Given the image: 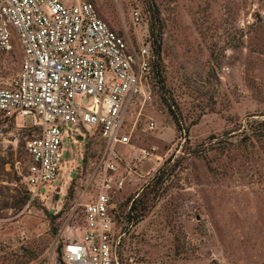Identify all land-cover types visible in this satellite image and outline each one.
I'll list each match as a JSON object with an SVG mask.
<instances>
[{"label": "rangeland", "instance_id": "obj_1", "mask_svg": "<svg viewBox=\"0 0 264 264\" xmlns=\"http://www.w3.org/2000/svg\"><path fill=\"white\" fill-rule=\"evenodd\" d=\"M82 1L134 43L159 46V82L128 109L130 146L117 149L121 264H264V0ZM20 61L0 55V87ZM31 125L0 119V264H65L102 142L67 140L59 177L40 187L47 198L30 200L17 167Z\"/></svg>", "mask_w": 264, "mask_h": 264}, {"label": "built area", "instance_id": "obj_2", "mask_svg": "<svg viewBox=\"0 0 264 264\" xmlns=\"http://www.w3.org/2000/svg\"><path fill=\"white\" fill-rule=\"evenodd\" d=\"M132 21L141 22L137 11ZM14 51L20 66L0 87V119H31L35 135L25 141L24 167H17L30 200L47 198L40 187L59 177L67 140L75 145L81 131L97 135L101 157L81 187L82 196L90 188L95 195L81 205V237L64 245L62 258L121 264L127 228L115 211L114 196L125 184L117 149L130 146L123 132L128 109L151 99L157 63L151 42L134 43L82 0H0V55Z\"/></svg>", "mask_w": 264, "mask_h": 264}, {"label": "trees", "instance_id": "obj_3", "mask_svg": "<svg viewBox=\"0 0 264 264\" xmlns=\"http://www.w3.org/2000/svg\"><path fill=\"white\" fill-rule=\"evenodd\" d=\"M151 46L157 55V63L155 65L154 74H153V78H152V80H154V83L157 84L159 82V76H160V74H159V72H160L159 71V46L158 45L156 46L153 42H151ZM27 195H28V193H27Z\"/></svg>", "mask_w": 264, "mask_h": 264}, {"label": "water", "instance_id": "obj_4", "mask_svg": "<svg viewBox=\"0 0 264 264\" xmlns=\"http://www.w3.org/2000/svg\"><path fill=\"white\" fill-rule=\"evenodd\" d=\"M55 199H57V197H55Z\"/></svg>", "mask_w": 264, "mask_h": 264}]
</instances>
